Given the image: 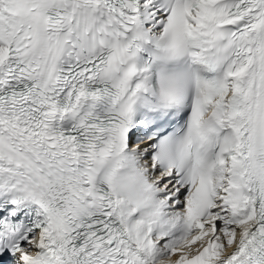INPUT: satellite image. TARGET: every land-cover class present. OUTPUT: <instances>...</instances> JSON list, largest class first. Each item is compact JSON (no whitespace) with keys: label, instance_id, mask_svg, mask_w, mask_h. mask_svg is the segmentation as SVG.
<instances>
[{"label":"snow or ice","instance_id":"snow-or-ice-1","mask_svg":"<svg viewBox=\"0 0 264 264\" xmlns=\"http://www.w3.org/2000/svg\"><path fill=\"white\" fill-rule=\"evenodd\" d=\"M0 264H264V0H0Z\"/></svg>","mask_w":264,"mask_h":264}]
</instances>
